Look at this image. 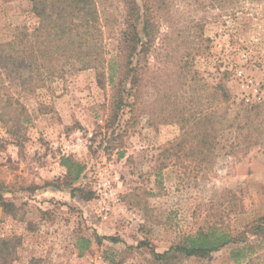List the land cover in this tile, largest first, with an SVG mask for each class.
Returning <instances> with one entry per match:
<instances>
[{"label": "rangeland", "instance_id": "1", "mask_svg": "<svg viewBox=\"0 0 264 264\" xmlns=\"http://www.w3.org/2000/svg\"><path fill=\"white\" fill-rule=\"evenodd\" d=\"M149 2L156 38L134 59L136 77H109L125 0H96L107 23L103 65L65 62L33 91L3 88L26 108L17 122L0 120V182L15 204L0 205V243L14 247L13 264H155L151 247L163 252L211 227L238 239L170 264H247L233 252L264 225V146L238 140L234 126L209 150L180 138L179 120L205 110V84H225L231 118L264 101V0ZM39 24L32 0H0L1 43ZM119 86L134 89L115 117ZM63 156L84 164L72 183ZM252 257L264 264V245Z\"/></svg>", "mask_w": 264, "mask_h": 264}, {"label": "trees", "instance_id": "2", "mask_svg": "<svg viewBox=\"0 0 264 264\" xmlns=\"http://www.w3.org/2000/svg\"><path fill=\"white\" fill-rule=\"evenodd\" d=\"M142 1L140 4L138 0H125L123 22L116 30L117 54L109 63L111 82L118 76L121 82H125L129 77L132 79L137 74L134 59L141 54H148L154 44L156 25L150 2ZM32 2L33 11L40 21L36 30L29 36L26 34L23 41L0 42V120L5 125H10V121L17 122L26 110L10 91H2L7 85L33 91L39 83L36 77L40 81L45 80L47 76L62 71L65 62L73 61L83 69L99 68L98 66L103 65L101 61L105 55L104 27H107V23L106 18L101 17L96 0H32ZM30 36L32 38H29ZM204 88L213 98L206 101V108L200 116L193 114L191 117H185L182 114L179 121L184 124V131L180 138L199 137L202 144L210 150L216 147L220 133L235 126L238 130L236 135L238 140H243L248 145L264 146V101L241 107L231 118L228 104L231 94L225 84L218 83L215 86L205 84ZM133 89L134 87L119 86V94L115 95L111 102L115 117L123 105H127L123 97L126 94L122 92L131 94ZM61 161L68 170L70 183L78 180L84 170V164L66 156H63ZM4 191L0 182V205L6 211H10L15 204L6 200ZM252 229L259 235V239L255 243L245 242L233 252L236 258H248L247 264L254 258L252 254L256 247L264 245V225L258 223L252 226ZM81 239L88 241L83 237ZM97 239L101 240L103 237L97 235ZM236 239L238 237L226 231L211 227L208 231L186 236L183 243L176 244L166 251L157 252L152 247L151 251L155 264H170L171 260L181 259L183 255L208 257ZM87 245L79 249L83 251ZM13 250L14 247H11L9 241L2 240L0 264H13Z\"/></svg>", "mask_w": 264, "mask_h": 264}]
</instances>
